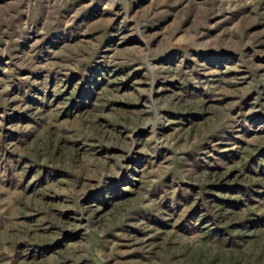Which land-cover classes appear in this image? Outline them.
I'll return each mask as SVG.
<instances>
[{
    "label": "rangeland",
    "instance_id": "obj_1",
    "mask_svg": "<svg viewBox=\"0 0 264 264\" xmlns=\"http://www.w3.org/2000/svg\"><path fill=\"white\" fill-rule=\"evenodd\" d=\"M263 157L264 0H0V264H264Z\"/></svg>",
    "mask_w": 264,
    "mask_h": 264
},
{
    "label": "trees",
    "instance_id": "obj_2",
    "mask_svg": "<svg viewBox=\"0 0 264 264\" xmlns=\"http://www.w3.org/2000/svg\"><path fill=\"white\" fill-rule=\"evenodd\" d=\"M259 160L261 161V163H263V162H264V161H263V160H264V157H263V158H261V159H259Z\"/></svg>",
    "mask_w": 264,
    "mask_h": 264
}]
</instances>
